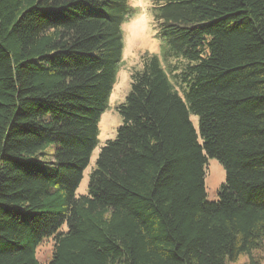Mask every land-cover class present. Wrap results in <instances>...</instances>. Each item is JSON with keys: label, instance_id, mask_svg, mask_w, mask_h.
<instances>
[{"label": "trees", "instance_id": "1", "mask_svg": "<svg viewBox=\"0 0 264 264\" xmlns=\"http://www.w3.org/2000/svg\"><path fill=\"white\" fill-rule=\"evenodd\" d=\"M152 1L161 56H142L77 195L132 7L0 0V264H260L264 0ZM208 157L226 171L216 200Z\"/></svg>", "mask_w": 264, "mask_h": 264}, {"label": "rangeland", "instance_id": "2", "mask_svg": "<svg viewBox=\"0 0 264 264\" xmlns=\"http://www.w3.org/2000/svg\"><path fill=\"white\" fill-rule=\"evenodd\" d=\"M132 13L122 24L124 35V52L116 83L109 98L108 108L102 114L100 120L99 142L92 153L89 165L83 173V178L76 190V194H86L90 174L96 165V159L101 147L107 140L117 135L118 127L122 124V115L118 111V105L125 101L131 87V77L135 69L141 67L142 56L146 53H156L161 56L162 39L158 35L157 22L153 12L152 0H129ZM191 119L198 128V116L192 114ZM53 146L49 151L53 152ZM205 186L209 200L218 199V190L226 180V171L222 163L208 157L205 165ZM54 239H45L37 248V257L40 262L47 263L53 255ZM252 255L260 264H264V243L260 248L254 249ZM227 264H250V255L240 254L237 259L230 260Z\"/></svg>", "mask_w": 264, "mask_h": 264}]
</instances>
